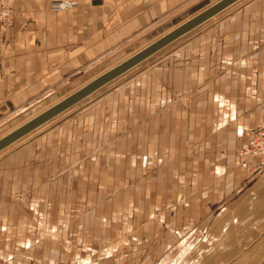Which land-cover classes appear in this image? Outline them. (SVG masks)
<instances>
[{"label":"crops","instance_id":"obj_1","mask_svg":"<svg viewBox=\"0 0 264 264\" xmlns=\"http://www.w3.org/2000/svg\"><path fill=\"white\" fill-rule=\"evenodd\" d=\"M204 1L78 0L54 12L50 0H16L13 25L2 35L0 114L84 86L73 84L86 67L143 34L172 30L187 9L212 4ZM240 1L188 33L170 56L137 65L144 68L123 78L125 87L128 80L138 86L134 93L127 87L124 98L110 95L109 113L79 125L72 150L56 151L67 159L51 167L47 186L75 175L72 187L113 189V203L83 228L79 213L61 223L44 218L35 240L21 217V244L9 225L14 218L3 217L0 237L8 242L0 262L113 264L121 253L134 264H264V165L238 154L248 130L264 126V0ZM37 185L43 191L41 177ZM7 191L0 204L11 207ZM64 251H74L67 262Z\"/></svg>","mask_w":264,"mask_h":264},{"label":"rangeland","instance_id":"obj_2","mask_svg":"<svg viewBox=\"0 0 264 264\" xmlns=\"http://www.w3.org/2000/svg\"><path fill=\"white\" fill-rule=\"evenodd\" d=\"M215 1L217 0H205L201 4H213L215 3ZM242 1L244 2L248 0ZM196 12L199 13L201 12V10L193 8L187 9V19L194 16ZM176 18L178 17H175V19ZM183 19L184 18H182V20ZM166 31H163L161 34H164ZM188 33L180 39L176 40V43L172 42L175 45L171 44L172 46H167L159 50L158 53L150 57V59H146L147 61L145 62H155L159 59L165 58V56H170L171 54H173V52L177 48L184 46L189 41ZM161 34L156 36V34L154 35L152 33H146L143 34V36L132 39L128 44L114 50V52L109 56L100 59V61L94 63L92 66L86 67L84 69L85 71L81 73L78 81H74L73 85L75 86V88H78L83 84H86V82L93 79V77L95 78L99 76L100 73L114 67L119 62L129 58V56L137 52L139 49L143 48L145 45L157 40L158 37L161 36ZM179 42H181V44ZM143 68V66H136V68H132V70H129L128 73H125L126 75H121L120 77L115 79V81L108 83L100 90L87 96L86 99L76 104L71 109L59 114L57 118L45 123L42 127L29 133V135H27L26 137L16 141L10 147L0 151V202L3 198L2 195L8 193L7 189H10L12 191L13 196V201L11 203V205L13 206H1L0 204V220H2L3 217L14 218V223H9V225H13L12 233L15 235V244H21V242L24 240V233L22 232V225L20 222L21 217L23 219L30 220L29 223L26 224L27 226L25 228V233H27V235L35 240L40 236V233L42 234L44 218V221L54 224L61 223L65 219H68L70 217L79 219V213V215H81L80 217L83 223L81 224V227L83 228L88 225V223L90 225L91 221L93 222L92 213L94 211H101V209L107 208V206H110V204L113 203L112 199L117 195L116 192H113V189L99 186L97 184H80L74 185L72 187L71 183L73 182L75 175H70L65 181H62L64 182V186L55 188H52L51 185L47 186L48 181L50 180L49 178L51 176L50 169L51 167L53 169L59 168L61 164L65 163L67 156L59 155L58 157L56 155V151L63 148H69L72 150L74 144L71 143V138L73 137L74 131H78V126L80 125L82 127L83 124L94 125L98 122L99 119H102L105 113H109L111 109L110 95H112V99L114 100L115 96H121L122 98H124V89L127 87L130 88V86L132 85L128 80L127 83L129 85L125 87V79L130 77L129 73L131 71H138V69ZM127 75L128 77H125ZM124 77L125 79H123ZM135 88H138V86H136ZM135 88L131 87L128 91V94H130L131 92L134 93L132 89ZM70 91H72V89ZM70 91L61 90L57 93H52L48 97L39 99L36 102H31L28 105L21 107L20 109H14L6 112L5 114H0V137L9 133L11 130L21 125L22 123L28 121V119L41 113L49 106L57 103L60 97H62L66 93H69ZM92 129V133H94L95 128L92 127ZM101 134L106 141L108 140L107 135L110 134V130H105ZM89 135L90 136H87L86 140L83 139L85 142L90 141L91 134ZM50 153H52L53 156L49 157ZM71 157L72 154H69L70 159ZM37 161L39 164L37 163ZM35 162L37 165L34 168ZM260 164L264 165V162ZM68 173L71 174V172ZM40 177L43 180V191L42 189L38 188V185V190L35 189V181ZM77 179L78 181H81L80 178ZM18 183H21L19 189ZM6 186H8V188H6ZM21 192L24 199L15 200L16 196ZM203 196L204 195L199 194V198H202ZM41 198H43V204L39 203ZM36 201L39 203V205H32V203H35ZM5 209H7L6 212ZM84 215L85 217H83ZM202 217H204V220H207L208 214L204 213ZM40 218H43L42 221H40ZM205 223L206 221H204V224ZM204 224L202 228L204 227ZM208 227V233L210 231H213V229L215 228L214 226H212V224ZM227 228L228 227L226 226L225 229H222L220 232L229 231L230 229ZM84 235L86 238L87 235ZM83 237L84 236L82 234H78L77 240L81 242L82 239H84ZM7 242L8 239L4 238L3 240H1L0 237V250H3V247L6 246ZM207 243L209 244V248H211L214 244V242L208 239ZM49 247L58 248L54 245H50ZM10 248L13 247L10 246ZM15 248H17V245L15 246ZM18 250L16 249L15 251L18 253ZM4 251L5 252L1 256L7 257V249ZM73 254L74 251H64L63 261L67 262V259H71V256H73ZM16 255L17 259L19 258V256L21 257V259H23L22 254L18 253ZM120 255L121 253L115 255L113 259L116 260V258ZM125 259H127L130 264H134L130 259ZM115 260L113 264H115ZM0 263L4 264V261Z\"/></svg>","mask_w":264,"mask_h":264},{"label":"water","instance_id":"obj_3","mask_svg":"<svg viewBox=\"0 0 264 264\" xmlns=\"http://www.w3.org/2000/svg\"><path fill=\"white\" fill-rule=\"evenodd\" d=\"M240 0H217L215 3L205 7L201 12L186 19L178 26L172 28L169 32L158 37L157 40L145 45L142 49L133 53L129 58L119 62L114 67L100 73L99 76L86 82L84 86L72 91L69 95L59 99L57 103L44 109L41 113L28 119V121L15 127L9 133L0 137V151L10 147L16 141L26 137L29 133L42 127L45 123L55 119L59 114L71 109L80 103L87 96L100 90L103 86L115 80L119 76L129 72L132 68L152 57L159 50L169 46L172 42L180 39L188 32L200 27L206 21L215 17V15L227 10L231 5Z\"/></svg>","mask_w":264,"mask_h":264},{"label":"built area","instance_id":"obj_4","mask_svg":"<svg viewBox=\"0 0 264 264\" xmlns=\"http://www.w3.org/2000/svg\"><path fill=\"white\" fill-rule=\"evenodd\" d=\"M16 0H0V53L2 48V35L13 25L15 14L14 5ZM100 1V0H91ZM78 0H50L49 6L52 11H66L75 7ZM1 63V58H0ZM241 159L255 158L264 162V126L248 130L246 144L239 149ZM115 264H130L124 255L116 258Z\"/></svg>","mask_w":264,"mask_h":264},{"label":"bare ground","instance_id":"obj_5","mask_svg":"<svg viewBox=\"0 0 264 264\" xmlns=\"http://www.w3.org/2000/svg\"><path fill=\"white\" fill-rule=\"evenodd\" d=\"M78 4V3H77Z\"/></svg>","mask_w":264,"mask_h":264}]
</instances>
